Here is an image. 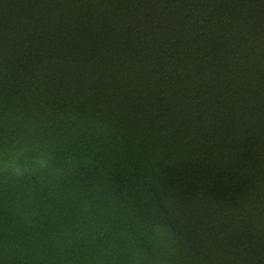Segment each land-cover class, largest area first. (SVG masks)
I'll use <instances>...</instances> for the list:
<instances>
[{
  "label": "water",
  "instance_id": "obj_1",
  "mask_svg": "<svg viewBox=\"0 0 264 264\" xmlns=\"http://www.w3.org/2000/svg\"><path fill=\"white\" fill-rule=\"evenodd\" d=\"M0 264H264V0H0Z\"/></svg>",
  "mask_w": 264,
  "mask_h": 264
}]
</instances>
